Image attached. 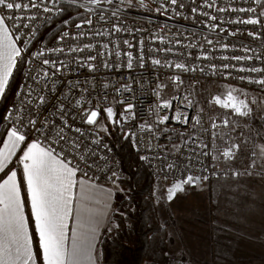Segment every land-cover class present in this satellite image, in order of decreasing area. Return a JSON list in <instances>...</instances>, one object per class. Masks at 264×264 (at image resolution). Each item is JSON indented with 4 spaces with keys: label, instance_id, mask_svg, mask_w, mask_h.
Masks as SVG:
<instances>
[{
    "label": "built area",
    "instance_id": "1",
    "mask_svg": "<svg viewBox=\"0 0 264 264\" xmlns=\"http://www.w3.org/2000/svg\"><path fill=\"white\" fill-rule=\"evenodd\" d=\"M61 1L43 0L41 3L37 0L41 4L39 9L16 11L15 15L23 19L7 21L9 32L26 61L17 91L5 112L7 126L30 132L29 118L37 119L38 124L47 118L49 128L31 131L28 139L46 148L54 147L58 156L70 160L72 166H77L91 179L111 184L119 175L118 158L101 142L100 133L83 121V109L94 110L111 101L124 106L133 104L127 117L120 116L119 125L150 177L184 180L193 175L209 178L212 149L222 155L223 150L232 147L230 125L213 116L207 105L200 108L192 100L191 107L181 105L180 101L174 103L193 119V123L181 125L169 121L158 125L156 85L163 80L172 83L169 77L178 75L183 82H214L264 95V85L256 82L264 80V16L260 15V3L255 0H177L173 5L170 0H143L148 9L132 10L120 7L118 0H112L111 4L87 12L84 18L60 28L49 38L46 31L39 36L46 22L58 13ZM133 1L140 3V0ZM45 6L50 11H43ZM242 8L256 11H240ZM0 14L12 15L13 12L3 10ZM30 16L34 18L27 19ZM248 18H259L260 23L242 22ZM88 20L91 24L86 23ZM77 24L82 26L77 28ZM114 26L121 31H115ZM64 33L68 35L61 39ZM17 36L19 40H16ZM61 48L63 53L53 51ZM70 48L83 50L73 52ZM39 52L44 54L35 55ZM116 52L120 56H116ZM126 53L132 54L131 69L126 67ZM90 56L96 59L90 61ZM44 59L56 61L60 71L56 72L51 64L43 65ZM156 59L161 61L160 65L152 64ZM104 62L109 65L116 62L119 66L106 68ZM177 63L193 70L176 69ZM88 64H93L95 70H89ZM253 68L261 71H251ZM44 71L49 73L47 77H44ZM125 84L131 85V91L122 90ZM173 95L186 96L183 92ZM40 96L45 97L43 105ZM78 99L81 107H73ZM60 103L67 110L63 117L57 110ZM168 114L172 115L171 112ZM197 115L200 124H194ZM65 119L71 130L64 127V139L60 140L56 132ZM141 125H152V130L141 128ZM76 128L81 132H76ZM73 141L78 147H71ZM11 163L18 168L15 158Z\"/></svg>",
    "mask_w": 264,
    "mask_h": 264
},
{
    "label": "snow or ice",
    "instance_id": "2",
    "mask_svg": "<svg viewBox=\"0 0 264 264\" xmlns=\"http://www.w3.org/2000/svg\"><path fill=\"white\" fill-rule=\"evenodd\" d=\"M99 0H93V3H97ZM143 4V0H140ZM171 4L176 5L177 0H170ZM256 3H260V0H255ZM43 3V0H41ZM108 3H112V0H108ZM129 5H131L132 0H128ZM41 4L37 3V0H28V2H23V0H0V13L3 10H11L12 15L0 14V96H3L5 88L8 85L9 77L12 75V69L15 67L17 57H21L22 53L20 48H17L14 41L10 40L9 37V26L7 21H13L23 19V17L15 15L16 11L24 12L31 8L39 9ZM182 6V5H181ZM211 6V5H209ZM264 7V5H262ZM224 11V9H219ZM43 11L48 12L50 9L44 7ZM195 12L196 9H193ZM240 11L255 12L256 9H240ZM115 15V13H113ZM264 16V11L260 13ZM34 17H27V19H33ZM212 19H216L212 17ZM245 24L256 25L260 23L259 18H248L242 21ZM86 23L91 24V20L86 21ZM27 27V25H24ZM82 25L77 24L76 27L80 28ZM114 30L119 32L121 29L114 26ZM64 33V36H67ZM252 35V33H249ZM20 37L17 36L16 40ZM129 47H132L128 41H124ZM142 43V41H141ZM211 43V41H209ZM107 47V45H105ZM83 49L70 48L69 51H82ZM53 51H59L63 53L64 49H55ZM43 52L36 53L35 55L41 56ZM116 56H120L119 52L115 53ZM128 59L126 67L131 69L133 67V59L131 53H126ZM95 56L88 57V60H95ZM143 59L142 57L140 58ZM235 59H241L236 57ZM43 65H50L56 68V61H50L44 59L42 61ZM153 65H160L161 61L156 59L152 60ZM104 67H118L116 62L109 65L108 62H104ZM141 67L143 64L141 63ZM173 67V65H168ZM89 70L94 71L95 66L93 64H88ZM176 69L182 71H191L193 69L187 68L182 63H177L174 65ZM225 67H228L225 65ZM60 69L56 68V72ZM251 71H261L260 69L253 68ZM55 75V72L52 73ZM44 77H47L49 73L44 71ZM170 81L174 86L182 84L183 81L178 75L169 77ZM243 79V77H241ZM257 83L264 85V80L256 81ZM48 87V85H45ZM167 87L163 83H158L156 85V95L159 97L157 102V121L158 125L165 124L169 121H175L181 125H189L193 123V119L190 118L181 107L177 106L174 101H180L181 105L186 107L192 106V101L188 96L181 98L179 95H172L169 98H164L161 95L163 89ZM52 90H55V84L52 85ZM121 89H118L120 91ZM122 90L131 91V85H122ZM232 89L228 92L227 102L222 101L220 96H215L213 101L217 105H221L224 108H231L236 115L248 116L250 115L251 109L245 104L243 100L239 101V106L233 101L235 97L232 96ZM67 99V96L63 97ZM40 104H44L45 97H39ZM186 102V104H185ZM31 103V101H28ZM123 103V101H121ZM73 107L80 108L81 101L78 99L75 101ZM134 105L127 104L125 106V112L131 113ZM243 109H248L244 111ZM57 110L59 111L61 117L66 114V108L63 103L57 105ZM160 110H164L163 114H159ZM202 111V110H201ZM107 118L114 123H119V120H114V112L111 107L103 109ZM171 112L170 116L168 113ZM11 115V113H9ZM100 116V109L96 108L94 110H89L87 108L83 109L82 119L88 125H97L98 117ZM200 116L197 115L194 118V124H200ZM21 125L24 124L23 119L20 120ZM28 125L31 126V131L40 132L42 129H48L49 123L47 118L41 121L39 124L37 119L29 118L27 121ZM228 125V121L223 122ZM63 126L59 128L56 132V136L60 139H64V127H68L71 130V126L65 119L62 121ZM213 127H216L213 124ZM103 131H107L106 127L101 126ZM141 128H146L148 131L152 130V125H141ZM76 132H81V129L76 128ZM30 132H22L19 128L13 126L7 132V139L4 142V149L0 150V172H3L10 160V157L14 154L16 148L20 144L26 145V150L19 157V163L23 168V180L27 190V198L30 203L31 213L33 221L35 224V231L38 237L39 243V259L42 260V264H95V259L93 257V251L95 250L96 241L98 240V216L99 213H92L90 210L87 212V223L90 225L87 234L80 233L76 228L72 229L71 234V247L69 248L67 241L68 236V220L73 215V201L74 194L73 189L75 188L77 181L74 179L76 177L77 171L79 170L77 166H72L70 160L60 159L55 153L54 147L45 148L35 140L29 142L28 138ZM218 135V134H214ZM48 136L45 135V140ZM71 147H78L75 141L72 142ZM203 147H208L204 145ZM234 149L236 151H234ZM240 149L239 144H233L231 148H226L222 151V156L225 161L234 160L238 150ZM207 155V153H202ZM259 156L264 158V146L259 148ZM257 153L250 154L249 167H254L257 165V160L254 158ZM218 159V157H213ZM172 167V165H169ZM264 167V164L261 165ZM237 172L234 175H240ZM251 175V172L248 173ZM6 179L0 182V264H38V257L33 251V241L32 236L29 234L28 221L24 214V201L21 198V188L17 182V172L15 170L9 169ZM115 175V173L113 174ZM207 176H193L188 175L182 182L174 184L170 187L168 191L167 199L171 201L177 192H182L185 185L199 184L202 180H207ZM80 181V184H83ZM87 199V197H84ZM78 223L82 219L81 215L78 213L76 217Z\"/></svg>",
    "mask_w": 264,
    "mask_h": 264
},
{
    "label": "crops",
    "instance_id": "3",
    "mask_svg": "<svg viewBox=\"0 0 264 264\" xmlns=\"http://www.w3.org/2000/svg\"><path fill=\"white\" fill-rule=\"evenodd\" d=\"M8 38L14 41L16 47L18 48L16 41L13 38ZM17 62L18 59H16L15 67ZM14 68L12 69V73ZM21 78L19 79V82L11 95L7 108L9 107L11 100L17 91ZM98 108L101 109L102 105L100 104ZM5 112L2 117L3 121ZM9 129L10 128L7 126V124L6 127L3 128V136L0 141V150L4 149V142L7 139V132ZM28 140L30 142L33 139ZM232 144L233 141L231 142V145ZM41 146L44 147L43 145ZM24 150H26L25 144H20V146L15 149L14 154L10 157L5 170L0 172V182L7 178L5 173H7L9 169L15 170L17 172V182L20 185L21 198L24 201V214L28 221L29 234L32 236L33 251L38 257V264H42V260L39 259L40 250L38 237L36 235L31 207L27 198V190L23 180V168L21 164L18 166V168L10 165L12 157L17 153L20 157ZM234 151L236 150L234 149ZM250 154L251 153L249 150L240 147L234 160L225 161L224 157L213 148L211 151V176L207 180H202V182L196 184L195 186L185 185L184 190L182 192L178 191L171 201L167 199V190L174 184L180 183L183 180L157 178L156 181H154V206L159 221L167 223L166 229L168 232L172 229L181 230L180 236L177 237L180 240L174 241L173 235L168 233L171 240H173L172 247H182L180 252L176 251L180 253V255L185 254L188 256V250L186 249L185 241L189 237L188 232L191 229L190 223L199 226L201 224H207L211 225V230H221L224 229V223L231 221V216H233L235 212L237 214L240 213L239 210L241 207L246 208L251 205L253 208L254 206L258 205L259 202L256 200L257 196L260 193L262 196H264V167H261V165L264 164V158L260 157L259 155L258 157L255 156L254 158L257 160V165L250 168L249 161L250 158H252L250 157ZM57 157L63 159L58 155ZM213 157H218V159H214ZM237 172L241 174L234 175V173ZM249 172H251V175L248 174ZM74 179H76L77 184L73 189L74 211L72 217H70L68 220L69 240L67 241V244L69 248L71 247V234L73 228H76L82 234L88 233L90 225L87 223L86 210H90L92 213H99V216L97 217L99 220L97 236L99 237L102 228L108 223L114 190V188L108 186V184L91 179L80 170L77 171L76 177ZM80 181H83L84 183L80 184ZM197 187H200L201 190H204V196H195L189 193V189H195ZM84 197H87V199H84ZM78 213L82 217L79 223L76 219ZM97 241L95 250L93 251L95 264H98L96 258ZM181 250L183 253H181Z\"/></svg>",
    "mask_w": 264,
    "mask_h": 264
},
{
    "label": "trees",
    "instance_id": "4",
    "mask_svg": "<svg viewBox=\"0 0 264 264\" xmlns=\"http://www.w3.org/2000/svg\"><path fill=\"white\" fill-rule=\"evenodd\" d=\"M120 3L123 2L120 1ZM135 3L131 5L133 7L143 5L146 6L144 9H148L144 1L143 4ZM59 6L58 13L46 22L39 36L46 31L49 38L60 28L84 18L87 14L83 12L82 5L78 0H62ZM122 7L137 10L123 4ZM24 68V60H19L9 78L4 94L0 98V141L3 136V128L6 127L2 117ZM201 86V81H184L179 92H183L190 100L197 101L196 96L200 92ZM247 105L251 109L250 115L245 116L247 122L258 123L261 118L258 108L251 102ZM247 110L244 109V111ZM114 117L117 120V117ZM105 127L107 131L100 134L101 142L117 156L119 175L115 181L117 187L113 190L108 224L102 228L97 241L98 264H186L188 256L176 252H180L181 248L172 251L173 240L168 235L167 223L160 222L156 214L154 206V181L156 179L150 177L145 164L133 151L129 138L120 128L119 123H107ZM109 224L111 228L108 227ZM172 252H176L178 255L172 254ZM181 253H183L182 250ZM227 260L221 261L237 264ZM202 261V264H211L214 260Z\"/></svg>",
    "mask_w": 264,
    "mask_h": 264
},
{
    "label": "rangeland",
    "instance_id": "5",
    "mask_svg": "<svg viewBox=\"0 0 264 264\" xmlns=\"http://www.w3.org/2000/svg\"><path fill=\"white\" fill-rule=\"evenodd\" d=\"M78 1L82 5L84 13L97 9L101 5L111 4L108 3V0H99L97 3H93V0ZM120 1L123 3H120ZM118 2V6L120 7H122V4L129 8L133 7L129 5L128 0H118ZM134 3L135 2L132 0L131 4ZM262 5H264V0H260L261 10L264 11ZM144 8H146V6L143 5L133 7V9L137 10H143ZM9 37L11 39L13 38L10 32ZM0 39H2V35H0ZM17 59L18 61L24 60L26 63L25 57H17ZM161 83L167 85L161 92L164 98L170 97L173 93L179 92L182 88V84L174 86L172 83L165 80ZM199 89L200 92H198L196 96L197 101H194L195 105L200 108L207 105L212 115L227 120L230 125L231 142L233 141V144H239L240 147L246 148L250 153H257L256 156L258 157L259 148L264 146V95L248 92L235 86L214 82L202 83ZM232 89H235V91H232V96L235 97L233 102L236 103L237 106H239V101L243 100L245 104L251 102L258 108L261 117L258 123L251 124L247 122L245 116L236 115L231 108H224L214 103L213 98L215 96H220L222 101L227 102V94ZM204 100L205 102H202ZM108 107L113 109L117 120H120L121 115L125 117L129 115V113L125 112L124 105L112 101L102 105L97 125H92L100 134L103 132L101 126L105 127L107 123H113L103 112V109ZM113 119L115 120V117ZM14 158L19 166L18 153L12 157V159ZM11 161L10 165H12ZM108 186L116 188L117 184L113 182L108 184ZM188 191L191 195L204 196V190H201L200 187L189 189ZM256 200H258L259 203L253 208L249 205L246 208L241 207L239 214L235 212V214L231 216V221L224 223V229L211 230V225L201 224L199 226L190 223L191 229L188 232L189 237L185 241V246L188 250V262H186V264H202V260L206 262L209 259L215 261H212L211 264H229L222 262L221 260L223 259H228V262L233 261V263L237 264H264V196L260 193ZM108 227L111 228V225L109 224ZM180 232V229H172L168 233L173 235L175 241L180 240L177 238L180 236ZM178 248L182 247L173 246L172 251H176ZM172 254L177 253L172 252ZM253 258L255 260H251Z\"/></svg>",
    "mask_w": 264,
    "mask_h": 264
}]
</instances>
